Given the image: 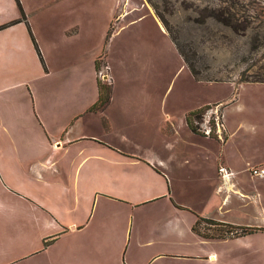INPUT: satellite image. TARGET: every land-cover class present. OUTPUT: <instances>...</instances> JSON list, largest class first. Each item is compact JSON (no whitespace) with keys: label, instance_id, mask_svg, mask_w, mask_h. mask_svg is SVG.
<instances>
[{"label":"rangeland","instance_id":"374dc122","mask_svg":"<svg viewBox=\"0 0 264 264\" xmlns=\"http://www.w3.org/2000/svg\"><path fill=\"white\" fill-rule=\"evenodd\" d=\"M124 5L136 7L128 19L143 16L111 41L114 30L124 22L117 14L118 6ZM2 20L5 23H1ZM246 21L248 27H243ZM10 24L16 27L2 31L0 37L18 36L19 29L23 30L26 44H21L19 50L10 48L9 52L21 53L27 61L32 57V63L28 61L31 75H36V69L38 73L43 71V57L53 66L49 59L53 46L67 50L73 45L81 55L94 50L97 60L104 58L103 61L112 66L108 79L107 65H101L100 80L107 88L113 80V104L117 107L118 104L122 108L127 104H165L162 105L164 111L167 104H262L261 108L264 107V82H238L244 68L248 79H264V40L252 41L254 32L264 34V0H0V29ZM107 30L110 33L105 37ZM169 35L192 63L196 78L201 81L190 75ZM88 61L83 56L78 72L63 77L62 84L56 83L53 74L37 76L28 85H10L17 81L0 79V88L5 87L0 90V103L10 98V107L0 105V150L12 154L9 164L7 157L0 159V233H10L13 255L36 249L38 253L26 258L31 263L264 264L263 239L256 235L231 238L244 230L205 218L204 213H213L221 197L216 184L185 181L172 182L163 188L154 180L155 175L143 168L138 169L145 177L140 187L142 196L165 189L163 197L124 207L107 205L102 199L96 202L92 197L80 198L72 212L63 205L57 209L63 220L81 222L80 231L60 241H47V220L40 213L32 212L26 194L39 193L45 203L51 202L54 195L46 194L44 187L27 181L18 161L40 158L48 142L53 147L61 146L56 137L46 134L45 128L51 129L46 104H73L80 109L90 103L95 89ZM76 76L78 84L73 80ZM21 102L27 104L24 109L19 106ZM206 108L193 110L197 115L193 114L191 119L199 120ZM35 110L40 113L45 127L40 124ZM84 114L77 118L82 124L80 133L94 134L96 139L113 144L119 143L117 135L123 133L127 148L140 154L152 147L151 141L135 136L143 125L135 115L124 119L123 123L114 120L113 130L107 134L104 120ZM162 126L165 127L164 122ZM87 139L82 137L77 144L67 146L68 156L81 147L104 148ZM185 173V169L172 171L174 175ZM84 188L86 183L79 182L78 190ZM170 196L177 200L174 206L178 211L170 218L168 242L159 244L164 227L154 225V220L163 213L160 208ZM230 200L231 197L222 207L226 218L233 215V211L227 209L231 207ZM197 211L203 213L200 215ZM189 228L191 233H180ZM136 232L139 242H151V252L159 246L169 253L154 256L146 250L148 247L136 245ZM117 234L116 242H108L115 240ZM207 253H212V258H206Z\"/></svg>","mask_w":264,"mask_h":264},{"label":"crops","instance_id":"0c3cea01","mask_svg":"<svg viewBox=\"0 0 264 264\" xmlns=\"http://www.w3.org/2000/svg\"><path fill=\"white\" fill-rule=\"evenodd\" d=\"M118 7L117 14H119V19L124 22L114 30L111 41L115 35H119L121 31L126 29L127 25L129 26L143 16L137 15L132 17L133 19H128L136 7L128 8L125 5ZM147 11L154 14L150 9ZM110 14L111 9L109 16ZM114 15H111L112 18ZM152 17L156 19L154 15ZM3 22L5 23L2 20L1 23ZM156 23H159L158 19ZM14 27L16 25L4 26L0 29V33L5 30H12ZM22 31L19 29L18 36L12 34L11 36L0 37V79L17 81V83L10 85H28V82L37 76L48 77L53 74L56 76V83L62 84L63 77L68 74L72 76L78 72L79 63L82 57L86 56V59L90 60L88 62L91 66V81L95 89V96L84 108L78 109L73 104L58 102L46 104V109H49V112H46V117L51 121V129L45 128L46 134L56 137L63 150L61 146L59 148L53 147L50 142L45 140L48 143L44 144L45 152L40 158L31 161H18V167L26 174L27 181L44 187L46 194L54 195L51 202L45 203L40 198L39 193L29 192L26 194L29 198L26 200L29 202L32 212L34 214L40 213L47 220L48 229L47 237H45L47 241H60L63 237L80 231L81 222L75 219L63 220L57 212L58 207L62 205L67 211H74L80 198L92 197L96 202L102 199L103 203L117 207L134 206L145 200H157L159 196L165 193V189L158 193H145L142 196L140 187L144 183L145 177L141 171H138L141 168L155 175L154 180L163 188L165 185H171L172 182L181 184L185 181L216 184V189L221 190V197L218 198L217 207L212 209L213 213H204L205 218L244 230L231 236V238L256 235L264 241V176H252L248 171L250 166H264V107L261 108L262 104H215L223 124V133L220 138L214 134L206 136L192 131L185 120V115L188 112L210 104H167L168 111L162 109L164 108L162 107L163 104H127L123 108L118 104L117 107V104H113V80H111L112 85L110 83V95L107 104L89 112L87 108L91 107L97 99L94 60L98 56L94 50L88 54L84 52L86 55H81L78 48L73 49V45L66 48L67 50L53 46L49 57L53 66L50 67L46 57H43V71L38 73L36 69V75H31L33 73L32 67L30 68L28 61L32 63V57L29 56L27 61L23 54L9 52L10 48L19 50L21 44H26L25 38L22 37L24 33ZM110 43L108 41V44ZM106 65L108 67L107 76L109 77V70H112V66L109 62ZM65 68L66 70H64ZM144 68L143 66L142 69ZM73 80L78 84V77ZM73 80L71 82H74ZM88 81L90 80L88 79ZM3 88L5 87H1L0 90ZM9 103L10 98L4 103H0L1 108L10 107ZM24 105L27 104H22V102L19 104L22 109H24ZM84 113L90 115L91 118L104 120V123L106 122L105 133L107 134L112 132L111 125L114 120L123 123L124 119L132 118V115H135V119L143 123L135 136L145 141H151L152 147H149L150 149L144 154H140L127 148L125 145L127 139L125 135H122L123 133L117 135L119 136L118 144H113L105 139L100 141L96 139L94 134L80 133L82 124L80 123L81 120H77V118L82 114L85 115ZM35 114L38 116L40 124L45 127V122L40 119V113L35 110ZM163 122L165 127L162 126ZM82 137L88 138V141H93L96 145H100L99 147L104 148L81 147L75 150L73 155L68 156L69 149L67 146L71 147L77 144ZM11 156V152L4 153L0 150V159L7 157L9 159L7 164L11 163ZM175 169H185L186 173L174 175L172 171ZM80 173H82L81 176ZM225 173H229V175H225ZM240 176L241 178H239ZM79 182H85L86 188L78 190ZM230 192L231 196H229ZM230 197L231 207L227 209L232 210L233 215L226 218L223 216L222 207L227 205ZM165 201L167 202L160 208L163 213L154 220V225L164 227L160 236L161 239L157 241L159 244L168 242L166 238L171 233L169 229L170 218L172 215L174 217L178 211L174 206L178 204L176 199L170 196L169 200ZM182 209L191 215L187 210ZM197 212H200V215L203 213V211ZM62 228L65 229L58 231ZM184 232L191 233V229H185L180 233L184 234ZM10 237V233H0V264H61L58 262L31 263L26 260L27 257L38 253L36 249L13 255L14 249ZM117 238L118 234L115 240L108 242L114 243ZM122 238H124V233ZM139 240L140 237L136 232L134 243L141 247H148L146 250L151 252L149 250L152 245L151 242H139ZM11 253L12 256H10ZM151 253L155 256L169 252L158 246L157 250L154 249V252ZM207 257L212 258V253H207ZM124 264L132 263L125 262Z\"/></svg>","mask_w":264,"mask_h":264},{"label":"trees","instance_id":"16d2710c","mask_svg":"<svg viewBox=\"0 0 264 264\" xmlns=\"http://www.w3.org/2000/svg\"><path fill=\"white\" fill-rule=\"evenodd\" d=\"M155 9V8H154ZM156 16L159 18V20L162 22L163 26H165V21L163 20L162 16L159 15V13L155 10ZM230 17H232V15H229ZM255 17V16H254ZM256 18V17H255ZM227 19L228 21V17L224 18ZM242 21H245V17L242 18ZM166 27V26H165ZM243 27H248L247 21L246 23L243 25ZM109 31H106V35L105 37H107L109 35ZM170 40L173 42L175 48L177 49L180 57L183 60L184 65L188 68L189 72L191 73V75L196 79L199 80L198 78H196V72L194 70V67L192 65V63H190V61H188V59L186 58V56L183 54V52L178 48V46H176V43L174 42L173 38L169 35ZM264 40V34H261L259 32H254L253 35V43L259 42V40ZM101 65L106 66L105 62L102 60H97V58L94 60V68H95V73H96V89H97V99L96 101L93 103V105H91V109H98L103 107L105 104H107L108 100H109V95H110V82H109V88H107L106 86H104L103 82L100 80V77L97 76L98 72H99V68L101 67ZM106 72H107V67H105ZM246 72V68L242 69L239 73V78H238V82H264V79H248V77L245 75ZM109 79V77H108ZM204 108L208 107L207 106H203ZM202 108V107H201ZM201 108H199L201 110ZM197 111H190L185 115V120L187 123V126L194 132H196L195 126L193 124V121L196 119L194 118L193 120L191 119V116L193 114H195ZM197 114H195L194 117H196ZM200 117V116H199ZM216 223V222H213ZM216 224H221V223H216ZM215 237H219V236H215Z\"/></svg>","mask_w":264,"mask_h":264},{"label":"built area","instance_id":"2783aa9c","mask_svg":"<svg viewBox=\"0 0 264 264\" xmlns=\"http://www.w3.org/2000/svg\"><path fill=\"white\" fill-rule=\"evenodd\" d=\"M98 75L101 77L102 74L100 71L98 72ZM193 124L196 132L206 136L214 134L216 137H221L223 124L220 112L215 104L208 106V108H206L200 115L199 120L195 119ZM248 171L252 176H264V166L261 165L250 166ZM225 175H229V173H225Z\"/></svg>","mask_w":264,"mask_h":264}]
</instances>
